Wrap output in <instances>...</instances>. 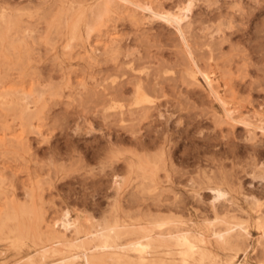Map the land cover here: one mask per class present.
<instances>
[{
    "label": "rangeland",
    "instance_id": "374dc122",
    "mask_svg": "<svg viewBox=\"0 0 264 264\" xmlns=\"http://www.w3.org/2000/svg\"><path fill=\"white\" fill-rule=\"evenodd\" d=\"M91 1L0 0V264H31L27 257L56 232L66 244L75 236L58 221L66 208L94 222L120 213L113 180L122 174L123 152L134 149L151 154L164 146L183 174L170 195L190 204V225L201 224L197 213L212 199L204 173L228 176L240 185L236 194L251 191L264 200V131L216 121L223 111L201 76V84H187L189 64L180 58L174 27L132 7L110 5L100 18L72 13V5ZM145 1L174 10L184 0ZM186 19L196 61L211 71L216 89L239 114L264 117V0H193ZM108 73H119L115 83L125 80L121 105L108 107ZM136 75L162 82L151 94L164 104V116L152 108L156 114L147 119L128 120L139 104L126 80ZM250 228L239 248L213 253L212 264H264L259 233Z\"/></svg>",
    "mask_w": 264,
    "mask_h": 264
},
{
    "label": "bare ground",
    "instance_id": "6f19581e",
    "mask_svg": "<svg viewBox=\"0 0 264 264\" xmlns=\"http://www.w3.org/2000/svg\"><path fill=\"white\" fill-rule=\"evenodd\" d=\"M184 1L177 9L173 10L161 7L156 8V6L153 7L145 0H93L87 3V7L80 2L76 3L71 6V10L73 14L78 12L76 15L86 12L89 16L91 15L92 18H100L109 9L110 5L124 8L132 7V10L141 9L148 12L149 17L158 20L162 19L167 24L172 25L178 37H175V39H179L181 44L179 48V52L181 53V55L179 54L180 58L189 64L186 71L189 76V82L187 80L185 81H187V84L191 85L190 87H192V85L197 86L201 84L199 80V76H201L208 87L209 94L213 96L217 101L216 103L219 104L223 111V117H216L217 120H215L218 123L223 121L232 124L235 122L242 123L250 133H253L255 129L264 131V117L253 120L247 115L239 114L238 112L241 110L237 112L238 109L235 107L238 105L231 106L228 98L218 91L219 87L216 89L215 85L219 86V84H214L216 80L212 78L210 74L211 71L205 69L207 67L203 66L205 68H202L201 65L198 64V58H195L193 52V50L196 49L195 44L197 45V43H194L193 46V43L189 41L190 38L188 39L185 32L187 28L184 29V23L191 10L193 0ZM209 42L207 43L209 44ZM169 57H171V54H169ZM175 58L178 59V55H176L174 59ZM225 63L227 62L225 61ZM122 64L125 63L123 62ZM122 64H120V67H122ZM190 64L192 65L190 66ZM209 68L210 67H208V69ZM113 70L115 69H112V71ZM222 70L225 71L224 69ZM121 71L122 68L119 72ZM228 72L229 69L226 73ZM108 74L110 79L108 81L109 84L106 86L107 90L105 92V97L108 100V107H112L123 99L121 96H123L127 88H124L126 85L125 80L119 79V82L117 81V83H115L116 76L120 77L119 73L118 75L116 73ZM141 78L137 76V78L131 77L129 80H126V82H131L133 84V102L139 104L138 108H134V110H131L128 114H133V119H131L132 117L127 119L130 121L135 119V121L138 120L139 122L142 119H147L154 113L152 112L153 110H151L152 108L157 109L158 117L164 116L163 107L160 108L164 104L158 103L157 101V103H154L155 97L152 98L153 91L155 93L156 90L162 88V82L159 81L157 77H151L145 80ZM229 86L228 84V88ZM118 96L121 99L118 98ZM107 100H105V102H107ZM183 100L184 99L181 98V102H183ZM146 102L154 104L144 105L143 103ZM176 102L179 103L178 101ZM119 105H121V103H119ZM259 106L261 107V105ZM253 108L257 107L255 106ZM124 112L123 110V113ZM154 114H156V112ZM125 118L126 117L123 119ZM135 138H137V136ZM163 148L164 146L162 148L160 147L157 152L151 154L148 152L142 154L135 149L127 152L124 149L126 152H123L122 174L114 176L113 180L115 188L119 189V193H121L119 200L120 209L118 208L120 213L115 211V217L111 216L114 214L113 213L110 215L111 218L106 217L102 222H94L88 214L83 215V213H78L72 216L69 209H64L58 221L65 230L72 228L75 236L69 239L66 244H62L56 232V235L53 234V239H50L48 242L38 247V252L30 254L27 257L28 261L31 264H212L211 260L213 253L216 251L235 247L239 248L251 234V226L256 227L259 233L257 242L261 246V249L264 250V200L251 191L244 192L241 190V194H236V192H240L237 188L240 187V185L235 186V184H232L233 182H231L232 180L230 181V177L228 176L227 178L217 173H204L203 182L206 183V188L213 191L212 199L206 209L197 210V212L199 211L197 214L201 217V224L196 226L190 225V223H188L191 219L189 215L193 213L189 211L190 204H188V202L180 203L175 196L176 194L174 196H172L173 194L170 195V192L176 190V185L183 183V174L176 169L173 160L167 155ZM259 174V176H264V173ZM192 187L194 186L192 185ZM193 207L196 208V206ZM185 209L188 210V216L184 213ZM117 212L119 214H116ZM66 249L72 251L62 254L50 261H44L43 259L47 253L56 252L60 254ZM37 256H39L38 259L36 258ZM229 264H242V262H237L235 259H232Z\"/></svg>",
    "mask_w": 264,
    "mask_h": 264
}]
</instances>
